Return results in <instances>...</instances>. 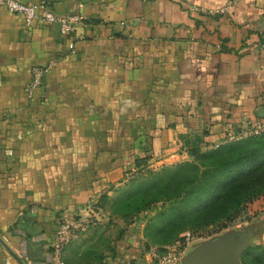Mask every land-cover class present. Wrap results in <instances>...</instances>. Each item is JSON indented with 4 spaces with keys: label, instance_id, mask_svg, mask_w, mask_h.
Listing matches in <instances>:
<instances>
[{
    "label": "crops",
    "instance_id": "0c3cea01",
    "mask_svg": "<svg viewBox=\"0 0 264 264\" xmlns=\"http://www.w3.org/2000/svg\"><path fill=\"white\" fill-rule=\"evenodd\" d=\"M20 1L87 20L65 36L0 0V264H50L59 224L80 218L69 264H155L176 244L149 247L144 224L120 235L97 204L137 160L153 170L191 160L188 149L264 120V0L225 13L211 10L226 0ZM53 59L29 95L32 67ZM237 230L264 247V207ZM215 235L193 236L183 259Z\"/></svg>",
    "mask_w": 264,
    "mask_h": 264
},
{
    "label": "trees",
    "instance_id": "16d2710c",
    "mask_svg": "<svg viewBox=\"0 0 264 264\" xmlns=\"http://www.w3.org/2000/svg\"><path fill=\"white\" fill-rule=\"evenodd\" d=\"M188 150L191 160L163 167L162 171L149 168L147 157L139 159L136 162L137 170L125 181L127 184L138 176L149 174L154 182L145 189L138 188L125 199L159 188L167 200H182V207L171 210L173 215L159 216L161 224L156 232L148 230V239L152 243L166 245L173 237L180 235L184 231L181 220L190 217L194 220L200 217L230 219L239 205L264 194V133L218 146H198ZM119 199L112 200V197L104 194L97 205L103 208L108 205L114 210L121 201ZM224 205L230 207L221 211ZM171 228L176 233L164 240L163 235ZM258 246L243 253V264H264V247Z\"/></svg>",
    "mask_w": 264,
    "mask_h": 264
},
{
    "label": "rangeland",
    "instance_id": "374dc122",
    "mask_svg": "<svg viewBox=\"0 0 264 264\" xmlns=\"http://www.w3.org/2000/svg\"><path fill=\"white\" fill-rule=\"evenodd\" d=\"M181 159V158H180ZM186 161L187 159H181ZM170 167L173 165H169ZM167 167V166H166ZM162 169V168H161ZM161 169H156L155 171H162ZM162 173V172H158ZM129 180V178L127 179ZM153 179L149 177V174L146 176H138L133 180H130L129 183L123 185L120 189L117 190V193L112 197V200H117L121 198L120 202H118L117 207L111 211V216L114 219L119 220L120 223V235H123L125 231L128 229L127 226L135 223L134 227L135 232L138 233L141 231L142 224L144 227V235H145V243L149 247V243L151 239H148V230H152L156 232L159 229V216L161 214L164 215H173L171 212L174 208L182 207V200L175 199L172 201L167 200L165 193L162 192L159 188H155L152 192H146L142 194L134 195L128 199H125V196H128L130 193L136 191L138 188L145 189L148 186L153 185ZM157 183V182H156ZM130 184V187L128 185ZM133 194V193H132ZM131 196V195H130ZM157 200H156V199ZM230 205H224V208H220L221 211L223 209L229 208ZM264 207V194L252 197L248 199L246 202L242 203L238 206L235 215L226 219L224 217L217 218L215 220H211L207 217H200L194 220V218H188L181 220V224L183 225L184 231L180 235H176L177 237H173L172 241L168 242V244H176L175 247H161V254H167L171 251H183L187 246L188 241L194 237L200 236H211L215 235L216 239L223 230L229 232L238 231L242 224L246 221L250 220L255 214H257ZM182 228V226L180 225ZM182 230V229H181ZM176 231L174 229H170L163 235L164 240H168L172 235H174ZM187 233H190V239L188 240ZM152 243V242H151ZM255 246H249L247 249L243 251V253ZM260 248V246H258ZM258 248V249H259ZM255 251V250H254ZM190 253V252H188Z\"/></svg>",
    "mask_w": 264,
    "mask_h": 264
},
{
    "label": "built area",
    "instance_id": "2783aa9c",
    "mask_svg": "<svg viewBox=\"0 0 264 264\" xmlns=\"http://www.w3.org/2000/svg\"><path fill=\"white\" fill-rule=\"evenodd\" d=\"M238 0H226V4L218 9H212V13H225L233 8ZM6 8L15 14L23 17L26 25H32L34 22H39L47 25L56 24L59 26L60 32L63 35H70L75 32L78 27L84 25L87 17L81 13H59L50 8L46 2L40 4L27 3L20 0H3ZM57 64V59L49 61L47 64H36L31 69V82L28 88V94L33 95L35 89L42 84L45 74ZM264 133V120L256 121L250 124L249 128L244 131H238L236 128L227 130L224 143H229L234 140L246 138L252 135H260ZM184 160H179L181 163ZM174 164V165H175ZM88 227V222L85 219L65 220L60 223L56 239L52 245V253L49 260L50 264H69L64 257V248L72 238L78 235L82 230ZM188 240L190 233H187ZM183 251H171L167 254L155 253V264H182Z\"/></svg>",
    "mask_w": 264,
    "mask_h": 264
},
{
    "label": "water",
    "instance_id": "95a60500",
    "mask_svg": "<svg viewBox=\"0 0 264 264\" xmlns=\"http://www.w3.org/2000/svg\"><path fill=\"white\" fill-rule=\"evenodd\" d=\"M236 235L233 231L208 241L184 258L183 264H241L243 251L249 246Z\"/></svg>",
    "mask_w": 264,
    "mask_h": 264
}]
</instances>
